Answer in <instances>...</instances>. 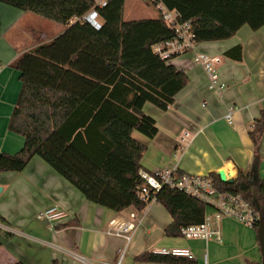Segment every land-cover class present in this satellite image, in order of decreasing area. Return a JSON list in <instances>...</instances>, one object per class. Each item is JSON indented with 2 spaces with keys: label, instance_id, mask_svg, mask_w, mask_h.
Instances as JSON below:
<instances>
[{
  "label": "crops",
  "instance_id": "crops-1",
  "mask_svg": "<svg viewBox=\"0 0 264 264\" xmlns=\"http://www.w3.org/2000/svg\"><path fill=\"white\" fill-rule=\"evenodd\" d=\"M138 1L134 0L129 17L142 12L136 10L143 7ZM65 30L63 25L0 3V155H14L24 144L22 136L8 129L21 88L14 62ZM194 53L220 58L221 91L209 89L205 71L193 61ZM169 64L182 71L188 82L166 111L149 103L143 106V113L155 121L157 133L153 138L132 133L145 146L141 169L154 173L175 167L180 173L208 175L215 184L220 171L230 181L226 183L239 173H251L253 181L264 183V131L255 161L249 135L255 122L264 117V28L253 32L244 25L234 37L196 44L195 52L173 57ZM230 108L234 109L231 123L224 119ZM0 187V264L261 263L257 228L223 218L221 242L170 237L165 230L172 218L163 206L150 203L142 211L129 207L119 213L101 207L87 201L38 156L19 173H0ZM53 205L67 216L54 223L37 218ZM122 222L131 225L127 233L108 232ZM174 248L189 249L193 259L136 261L141 254L164 256L162 249Z\"/></svg>",
  "mask_w": 264,
  "mask_h": 264
},
{
  "label": "trees",
  "instance_id": "trees-1",
  "mask_svg": "<svg viewBox=\"0 0 264 264\" xmlns=\"http://www.w3.org/2000/svg\"><path fill=\"white\" fill-rule=\"evenodd\" d=\"M159 1L178 12L182 22H191L196 44L228 40L244 25L253 32L264 28V0ZM0 3L66 27L50 43L22 54L13 64L21 88L8 129L22 136L24 144L14 155H0V173H19L38 156L87 201L118 213L129 207L144 210L150 203L138 198L137 192L143 184L138 170L145 146L132 133L153 138L156 123L143 113V106L149 103L166 111L187 85L182 71L152 51L174 32L158 12L154 18L127 16L134 0H107L105 7L97 8L102 22L98 31L75 21L96 5L94 0ZM263 131L262 116L249 134L254 161ZM215 182L220 189L242 194L264 215L260 179L239 173L232 183L221 182L218 175ZM154 198L172 218L165 230L170 237L204 220V205L186 195L163 188ZM136 261L185 262L150 253Z\"/></svg>",
  "mask_w": 264,
  "mask_h": 264
},
{
  "label": "built area",
  "instance_id": "built-area-1",
  "mask_svg": "<svg viewBox=\"0 0 264 264\" xmlns=\"http://www.w3.org/2000/svg\"><path fill=\"white\" fill-rule=\"evenodd\" d=\"M155 10L161 15L163 22L174 32L171 39L155 44L152 51L162 60H170L173 57L195 52V35L190 21L182 22L180 15L175 10L168 9L159 0H148ZM107 0H100L92 9L82 17L76 19L98 31L102 27L97 8L106 6ZM193 61L201 66L206 73L209 89L219 92L223 86L219 84L217 65L219 57H210L202 53H194ZM230 108L224 119L231 123L232 111ZM138 176L143 181L137 192L142 201L155 203V194L163 188L186 195L204 205L207 213L200 225L188 226L180 231L184 238H198L203 240L222 241L220 222L223 218L230 219L248 228H258L261 212L248 201L242 194L223 190L217 187L208 175L180 173L175 167L149 173L139 169ZM67 214L57 205L50 206L37 215V218L48 223H54L64 219ZM131 228L128 222H122L116 228L108 229V232L116 234L127 233ZM161 255L178 259H193L192 252L187 248L162 249ZM119 264V263H118ZM202 264H207L206 260Z\"/></svg>",
  "mask_w": 264,
  "mask_h": 264
},
{
  "label": "water",
  "instance_id": "water-1",
  "mask_svg": "<svg viewBox=\"0 0 264 264\" xmlns=\"http://www.w3.org/2000/svg\"><path fill=\"white\" fill-rule=\"evenodd\" d=\"M218 175L220 177V180L222 182H230L226 181L224 172L220 171L218 172ZM2 192V187H0V193ZM257 237L259 242V248L261 253V263L264 264V215L261 216L258 228H257Z\"/></svg>",
  "mask_w": 264,
  "mask_h": 264
},
{
  "label": "rangeland",
  "instance_id": "rangeland-1",
  "mask_svg": "<svg viewBox=\"0 0 264 264\" xmlns=\"http://www.w3.org/2000/svg\"><path fill=\"white\" fill-rule=\"evenodd\" d=\"M137 4L139 5H142L143 7L141 9H137L138 11H142V12H134L133 13V16L130 15V18L132 19H142V18H148V17H152V16H155L156 15V10L153 9V7H151L149 4H147V0H139L137 2ZM147 4V5H146ZM132 9L134 10L135 6L132 5L131 6ZM137 7V6H136ZM127 9H128V6H127ZM126 14H127V11L125 13V18H126ZM129 14H127L128 16ZM152 106V105H151Z\"/></svg>",
  "mask_w": 264,
  "mask_h": 264
}]
</instances>
